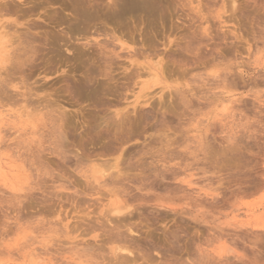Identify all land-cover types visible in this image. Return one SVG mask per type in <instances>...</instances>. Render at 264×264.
<instances>
[{"label": "rangeland", "instance_id": "rangeland-1", "mask_svg": "<svg viewBox=\"0 0 264 264\" xmlns=\"http://www.w3.org/2000/svg\"><path fill=\"white\" fill-rule=\"evenodd\" d=\"M8 1L0 264H264V0Z\"/></svg>", "mask_w": 264, "mask_h": 264}, {"label": "bare ground", "instance_id": "bare-ground-1", "mask_svg": "<svg viewBox=\"0 0 264 264\" xmlns=\"http://www.w3.org/2000/svg\"><path fill=\"white\" fill-rule=\"evenodd\" d=\"M6 1V0H5ZM10 1V0H9ZM8 1V2H9ZM71 0H69V2H70ZM90 1L91 0H74V2L72 3L73 4V7H74V10H72V12H74L75 11V13H76V19H78L79 21H80V23L81 22H84V23H87V21H89V19H91V18H89V16L91 17L92 16V11H94L95 12V9H94V6L93 5H91L90 4ZM94 1V0H93ZM93 1H91V2H93ZM164 1V0H163ZM234 1V0H233ZM236 1V0H235ZM95 2V1H94ZM100 2V1H99ZM113 3L112 4H109V5H107V6H105L104 4H101V5H104L102 8L103 9H105V10H107V11H114V13H115V15H117L116 13H118V16L119 17H121V15H119V14H121V13H124V12H126V11H124L125 9H128L127 10V12L128 11H130L129 12V14H133L134 12H132V11H134V10H136V9H141V10H143L144 11V13L146 14L147 12L149 13V14H152L153 12V10H156L157 8H159V6H160V0H113L112 1ZM166 2V1H165ZM5 3V2H4ZM10 3V2H9ZM8 3V5H10ZM106 3V2H105ZM108 3V2H107ZM232 3V1H230V4ZM7 4V3H6ZM5 4V5H6ZM5 5H2V6H5ZM174 5V4H173ZM177 5V4H176ZM181 6V5H180ZM233 6V5H232ZM7 7V6H6ZM5 7V8H6ZM11 7V6H10ZM97 7V5H95V8ZM177 7V6H176ZM175 7V8H176ZM2 8V10H4L3 9V7H0V9ZM100 8V7H99ZM178 8H180V7H178ZM233 8V7H232ZM161 9V8H160ZM234 9H237V7L235 8L234 7ZM233 9V10H234ZM9 10V9H8ZM11 10V9H10ZM9 10V11H10ZM122 10H123V12H122ZM140 10V11H141ZM232 10V9H231ZM238 10V9H237ZM237 10H234V11H236L237 12ZM98 12H99V10H97ZM96 11V12H97ZM121 11V12H120ZM142 11V12H143ZM127 12H126V14H127ZM152 12V13H151ZM235 12V13H236ZM15 13V12H14ZM74 13V14H75ZM111 13V12H110ZM147 13V14H148ZM226 13V12H225ZM0 14H1V12H0ZM9 14H11V13H9ZM91 14V15H90ZM182 14H184V13H182ZM234 14V13H233ZM6 15V14H5ZM8 15V14H7ZM109 15V14H108ZM2 16H4V14L2 15ZM107 16V15H106ZM105 16V17H106ZM117 16V17H118ZM131 16V15H130ZM143 16V15H142ZM154 16V15H153ZM12 17V16H11ZM150 17H152V16H150ZM234 17V16H233ZM94 18V17H93ZM102 18V17H101ZM124 18V17H123ZM155 18V17H154ZM151 19V18H150ZM153 19V18H152ZM8 22L10 21L9 19H6ZM15 20V19H14ZM99 20V19H98ZM102 20V19H101ZM104 20V19H103ZM6 21V22H7ZM108 21V20H107ZM124 21V20H123ZM7 22V23H8ZM13 23H14V26H17L18 24H17V22L16 21H12ZM76 22H78V21H76ZM95 22H96V20H95ZM0 23H1V20H0ZM3 23V22H2ZM6 23V24H7ZM9 25H10V27H11V23H8ZM7 24V25H8ZM97 24H99V23H97ZM1 25V24H0ZM4 25H5V23H4ZM4 25H1L0 26V30H2L1 32H0V50H2V51H4V55H7V56H11L12 54H10L9 52H8V46L10 45V46H14L15 44H16V41H15V44H13V42L11 41V40H7V39H9L8 37V35H7V33H6V27H4ZM13 25V24H12ZM72 25V24H71ZM71 25H69L70 27H71ZM74 25H75V23H74ZM85 25V24H84ZM111 25V24H110ZM124 25V24H123ZM20 26V25H19ZM78 26V25H77ZM82 26V25H81ZM80 26V27H81ZM86 26H87V24H86ZM95 26V25H94ZM113 26V25H112ZM79 27V26H78ZM92 27V26H91ZM83 28H85L84 26H83ZM88 28V27H87ZM94 28V27H93ZM115 28V27H114ZM116 28H117V26H116ZM119 28V27H118ZM120 28H121V26H120ZM79 30H81L80 28H78ZM78 30V32H80ZM85 30H87L86 28H85ZM102 30V29H101ZM13 31V30H12ZM17 31V30H16ZM19 31V30H18ZM17 31V32H18ZM73 31V30H72ZM82 31H84L83 29H82ZM87 31H89V29L87 30ZM16 32V33H17ZM71 32V30L69 31V33ZM74 32V31H73ZM86 32V31H85ZM74 33H76V31L74 32ZM73 33V34H74ZM84 33V32H83ZM82 33V34H83ZM88 33V32H87ZM100 33V32H99ZM106 33H108V32H106ZM15 34V33H14ZM19 34V33H18ZM24 33H22V35H23ZM72 34V33H71ZM79 34V33H78ZM81 34V33H80ZM89 34V33H88ZM16 35V34H15ZM84 35V34H83ZM102 35H103V33H102ZM107 35V34H106ZM25 36V35H24ZM101 36V35H100ZM105 36V35H104ZM11 37V36H10ZM14 37V36H13ZM16 37V36H15ZM18 37V36H17ZM27 37V36H26ZM81 37H83V36H81ZM19 39H20V37H18ZM133 39V38H132ZM106 40V39H105ZM25 41V40H24ZM103 42H104V40H103ZM102 42V43H103ZM107 42V41H106ZM21 43H22V41H21ZM21 43H19V45H18V48L19 47H21ZM99 43H100V41H99ZM24 45V44H23ZM30 46V45H29ZM102 46V45H101ZM100 46V47H101ZM117 46V45H116ZM122 47L124 46V44L123 45H121ZM102 47H104V46H102ZM120 47V46H119ZM16 48H17V46H16ZM18 48H17V50H18ZM116 48V47H115ZM8 49V50H7ZM26 49H27V47H26ZM124 49V48H123ZM11 50V49H10ZM19 50H20V48H19ZM106 50V49H105ZM14 51H16V50H14ZM21 51V50H20ZM123 51V50H122ZM134 51V50H133ZM26 52H27V50H26ZM110 52V51H109ZM14 53V52H13ZM21 53V52H20ZM104 53V52H103ZM103 53H101V54H103ZM138 53V52H137ZM2 54V53H1ZM15 54V53H14ZM24 54V53H23ZM28 54V53H27ZM110 54V53H109ZM108 55V54H107ZM32 56V55H31ZM136 56H137V54H136ZM21 57H22V54H19L18 56L15 54V56L13 55V57L11 56V60L12 59H14L15 60V58H17L16 60H19V58L21 59ZM8 58H10V57H8ZM28 58H29V56H28ZM109 58H110V56H109ZM5 60H6V58H5ZM109 60V59H108ZM113 60V59H112ZM129 60H130V58H129ZM131 60H133V59H131ZM4 61V60H3ZM6 61H8V60H6ZM10 61V60H9ZM25 61V60H24ZM27 61V60H26ZM110 61V60H109ZM134 61V60H133ZM135 62H136V60H135ZM134 62V63H135ZM19 63H21V62H19ZM26 63V62H25ZM134 63H132L133 65H135ZM137 63V62H136ZM139 63V62H138ZM132 64H131V66H132ZM156 64H157V68H158V70L157 71H154V68L153 69H150V71L148 72V74H149V76L151 77H156L158 74H159V70H162V61H158L157 63H155V66H156ZM22 66V65H21ZM129 66H130V64H129ZM130 66V67H131ZM24 67V66H23ZM22 67V68H23ZM134 68V67H133ZM136 68V67H135ZM148 69V68H147ZM145 70V69H144ZM164 70V69H163ZM132 71H133V69H132ZM137 72V71H136ZM140 75V74H139ZM164 75V74H163ZM132 76V75H131ZM130 76V77H131ZM151 79V78H150ZM166 89V88H165ZM163 92V91H162ZM29 102V101H28ZM30 103V102H29ZM42 104V103H41ZM28 105V104H27ZM31 106H32V104H30ZM30 105H29V108H30ZM43 106V105H42ZM24 107H26V106H24ZM44 107V106H43ZM45 108V107H44ZM32 110L34 109V108H31ZM136 109V108H135ZM42 110V109H41ZM44 110V109H43ZM52 110V109H51ZM25 111H27V110H25ZM25 111H23V115H24V113H25ZM47 111V110H46ZM51 112H54V111H50V113ZM55 114V113H54ZM64 113H62V115H63ZM121 114V113H120ZM21 115V114H20ZM50 115V114H49ZM123 116V115H122ZM121 116V117H122ZM21 117H23L22 115H21ZM57 117V116H56ZM63 117V116H62ZM61 117V118H62ZM59 119V118H58ZM65 118L63 117V119H62V121L64 120ZM55 120H57V119H55ZM58 121V120H57ZM60 121H61V119H60ZM64 122V121H63ZM63 126V125H62ZM120 169V168H119ZM98 172H99V170H98ZM101 176H105L106 174H105V172L104 171H102L101 173ZM122 211H125V210H121V209H119V210H115V212L114 213H117L118 215L120 214V215H124L123 213H122ZM130 214V213H129ZM125 218V217H124ZM123 218V219H124ZM131 229V228H130ZM131 232H132V230H130ZM130 232V233H131ZM134 233V232H133ZM132 234V233H131ZM120 249V248H119ZM128 250V249H127ZM118 251V250H117ZM121 251H123V250H121ZM124 251H126L125 249H124ZM128 252V251H127Z\"/></svg>", "mask_w": 264, "mask_h": 264}]
</instances>
